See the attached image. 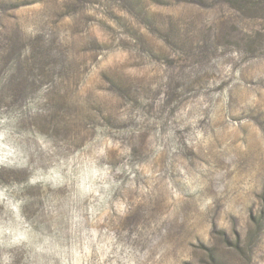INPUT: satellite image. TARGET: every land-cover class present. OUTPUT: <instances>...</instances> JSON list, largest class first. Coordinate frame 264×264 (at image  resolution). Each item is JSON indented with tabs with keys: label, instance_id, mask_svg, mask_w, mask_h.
I'll list each match as a JSON object with an SVG mask.
<instances>
[{
	"label": "rangeland",
	"instance_id": "obj_1",
	"mask_svg": "<svg viewBox=\"0 0 264 264\" xmlns=\"http://www.w3.org/2000/svg\"><path fill=\"white\" fill-rule=\"evenodd\" d=\"M209 250L264 264V0H0V264Z\"/></svg>",
	"mask_w": 264,
	"mask_h": 264
},
{
	"label": "trees",
	"instance_id": "obj_2",
	"mask_svg": "<svg viewBox=\"0 0 264 264\" xmlns=\"http://www.w3.org/2000/svg\"><path fill=\"white\" fill-rule=\"evenodd\" d=\"M224 241L226 243H231L236 249H239L240 252L243 249L242 244L239 246V244L241 243L239 241V238H236L235 241H230L229 239L225 238ZM245 245L250 246L247 244H245ZM207 255L209 256L208 260H206L208 264H221V263L217 262L219 260L217 258H215V253L213 250H209Z\"/></svg>",
	"mask_w": 264,
	"mask_h": 264
}]
</instances>
